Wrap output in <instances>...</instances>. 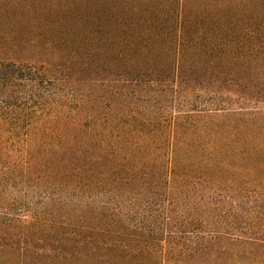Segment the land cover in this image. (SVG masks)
Listing matches in <instances>:
<instances>
[{"label":"rangeland","instance_id":"rangeland-1","mask_svg":"<svg viewBox=\"0 0 264 264\" xmlns=\"http://www.w3.org/2000/svg\"><path fill=\"white\" fill-rule=\"evenodd\" d=\"M176 61H181L182 72L189 73V62H194L203 73L197 81L180 87L179 103L186 90L219 89L229 101V110L207 111L205 122L246 127L241 133L246 137V150L241 158H231L237 166L227 174L231 177L235 172V184L226 192L236 208L228 225L221 229L233 234L237 241L228 248L238 259L225 264H264V0H0V62L42 69L55 81L62 97L73 96L74 106L82 99L101 100L112 92L108 81L124 75L139 80L136 89L145 91L144 83L149 80L155 82L150 90L173 88L169 82L163 87L159 80L171 76ZM229 78H235L232 85ZM227 94L230 96L225 97ZM174 98L166 95L160 101L174 118H182L185 110L176 107ZM209 109L213 108H206ZM213 174L225 182L222 173L215 170ZM11 185L5 190L12 210L21 211L20 221L39 224V219H45L65 227L74 223L67 204L85 202L89 210L84 217L89 230L81 236L62 229L48 234L17 233L12 237L15 239L8 245L13 249L1 248L0 255L15 258L25 251L27 259L23 264H77L76 259L99 252L105 243L115 242L119 250L117 246L134 239L131 234L141 232L159 240L147 241L152 253L164 254L169 245L161 235L169 228L181 230L176 224L163 228L158 224L160 220L154 219L158 214L155 204L159 202L155 196L127 192L132 199L129 209L123 194L115 199L96 195L75 198L63 185L28 186L22 189L23 194L24 185ZM163 191L161 188L158 193ZM169 191L164 204L166 200L172 202V207L179 208L175 214L183 218L180 208L192 209L191 191ZM118 201L116 211L112 210ZM106 224L113 225L105 231L97 230ZM142 225L143 231L136 230ZM193 233L199 237L197 230ZM18 239L25 244H19ZM136 244L134 239L130 247ZM187 245L190 244L185 241L183 248ZM30 248L36 249L34 254ZM58 256L64 259L58 261ZM102 258L91 256L86 264H108ZM147 260L144 258L142 263ZM132 262L141 264L137 258ZM10 263L18 264L17 260Z\"/></svg>","mask_w":264,"mask_h":264},{"label":"trees","instance_id":"trees-1","mask_svg":"<svg viewBox=\"0 0 264 264\" xmlns=\"http://www.w3.org/2000/svg\"><path fill=\"white\" fill-rule=\"evenodd\" d=\"M176 62L178 64L173 62L171 69L173 74L159 80L163 87L169 82L173 88L150 90L155 82L149 80L144 83L145 91L136 89L139 80L124 75L108 81L112 92L101 100L82 99L76 106L71 104L73 96L62 97L55 81L42 69L0 62V249H11L12 245L8 244L14 241L12 237L17 233L48 234L68 229L69 233L81 236L88 229L84 217L89 210L85 202L67 204L74 223L64 227L39 219L40 223L36 224L20 221L21 211L12 210L11 198L5 190L11 184L12 188L24 185L21 192L28 186L63 185L75 198L96 195L115 199L126 195L129 209L132 204L129 197L133 193L142 197L155 196L159 202L155 204L158 214L154 219L160 220L158 224L163 228L176 224L181 229L175 232L169 228L164 236L161 235L169 245L164 254L152 253L147 241L159 240L141 232L130 235L137 240L136 248L130 247L134 239L128 240L127 245L117 246L119 250L115 242H108L99 252L76 259L77 264H86L95 255L103 256L102 261L108 264H133L136 258L141 264L144 258L153 261L152 264L192 261L225 264L238 259L228 248L238 244L237 241L233 234L221 229L228 225L236 208L230 204L231 197H227L226 192L235 184V172L232 178L227 174L236 170L237 164L231 162V158H241L246 150V137L241 135L246 127L231 122H205L210 111L229 110V101L219 89L186 90L179 103L180 87L197 81L203 73L198 63L189 62L187 73L179 69L181 61ZM233 80L235 78L228 79L230 84ZM166 95L174 96L176 107L185 110L182 118H174L167 112L160 101ZM210 107L213 109L206 110ZM235 114L241 115V112ZM215 170L222 173L225 182L218 180L213 174ZM161 188L165 190L163 194L158 193ZM171 188L191 191L192 209L180 208L183 218L175 214L179 208L172 207V202L166 200L164 204ZM186 192L184 195L188 194ZM118 205L119 201L112 210L116 211ZM168 211L173 213V219ZM192 212L196 213V220L191 217ZM111 226L106 224L104 229L97 230L105 231ZM138 229L143 231L144 226H137ZM196 230L199 237L193 236ZM138 239L141 240L138 242ZM183 241L190 245L183 248ZM198 242L199 247L196 246ZM18 243L25 244L19 239ZM30 249L34 254L36 249ZM24 253L15 258L0 255V264H12V260L23 264L27 259ZM57 259L64 258L58 256Z\"/></svg>","mask_w":264,"mask_h":264}]
</instances>
